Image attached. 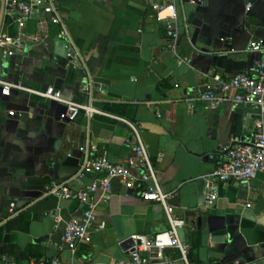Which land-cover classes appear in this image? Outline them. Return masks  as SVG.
<instances>
[{"label": "crops", "instance_id": "obj_1", "mask_svg": "<svg viewBox=\"0 0 264 264\" xmlns=\"http://www.w3.org/2000/svg\"><path fill=\"white\" fill-rule=\"evenodd\" d=\"M154 4L176 7L175 50ZM57 9L60 24L37 14L18 54L4 67L0 55V81L40 92L53 87L64 100L91 104L101 114H81L70 124L64 104L20 90L5 97L0 85V263L110 264L127 257L122 244L130 237L168 228L162 207L116 180L113 198L97 211L91 244L73 255L62 241L67 223L82 212L76 194L101 175L71 179L87 155L116 164L132 156L127 123L140 131L162 191L175 194L170 203L187 221L179 236L192 260L264 262V173L247 184L214 183L216 200L206 202L207 178L225 163L228 148L253 141L258 110L231 103L211 110L188 101L213 86L214 77L251 74L264 60V51L250 52L254 41L264 49V0H58ZM0 34L19 36L7 13ZM85 83L90 91L82 98ZM68 181L71 200L48 194Z\"/></svg>", "mask_w": 264, "mask_h": 264}, {"label": "built area", "instance_id": "obj_2", "mask_svg": "<svg viewBox=\"0 0 264 264\" xmlns=\"http://www.w3.org/2000/svg\"><path fill=\"white\" fill-rule=\"evenodd\" d=\"M58 0H6V13L17 26L19 36L17 38L0 34V55L3 58L2 66L7 59L15 57L22 47V37L27 23L38 16L45 14L51 16L50 22L58 25L61 18L57 9ZM1 7V0H0ZM158 22L163 23L166 38L170 41L171 49H176L178 28L177 10L174 4H154L152 6ZM250 7H248V10ZM39 27L45 28L47 23L39 15ZM264 51L260 42L251 43L250 52L262 53ZM2 94L9 97L12 90H20L32 93L38 97L46 98L65 105L67 112L65 118L70 124L84 114L89 119L101 114L91 104H78L63 99L62 94L49 87L45 92L25 89L21 84H13L0 81ZM84 91L88 94L90 85ZM191 106L197 101L206 103L211 110H217L223 104L231 103L234 106L245 105L258 110L259 118L254 125V139L250 144L234 145L227 150L226 161L223 165L207 178V204H213L216 194L212 192L214 183L247 184L252 178L264 173V60L255 62L251 74H237L229 80L214 77V85L208 86L205 92H200L189 100ZM116 119V118H115ZM118 120L123 121L118 118ZM125 122V121H124ZM134 132L135 152L122 163H112L107 156L87 155L79 171L73 176L72 181L83 180L87 175H101L93 182L80 190L76 198L82 206L80 217L70 220L62 235L63 243L74 255L82 245L92 242V233L97 223V211L102 205L108 204L114 196L113 183L121 181L127 189L139 190L142 200L159 205L163 208L168 228L153 236L134 235L123 242L127 257L110 264H196L191 258L190 246L184 243L179 236V231L187 226V221L180 217L170 201L174 193H164L159 186L157 171L154 167L141 133L133 125L127 123ZM92 152H97L95 146ZM69 181L53 185L48 194L60 200H71L73 194L68 187ZM99 194V197H94ZM18 200L12 201L10 212L17 215ZM105 224L98 226L97 230H103ZM168 250H176L179 253L177 259H169L166 256ZM0 264H17L13 258H2ZM32 264H44L32 262ZM50 264H63L59 258H54Z\"/></svg>", "mask_w": 264, "mask_h": 264}, {"label": "water", "instance_id": "obj_3", "mask_svg": "<svg viewBox=\"0 0 264 264\" xmlns=\"http://www.w3.org/2000/svg\"><path fill=\"white\" fill-rule=\"evenodd\" d=\"M5 13H6V0H1V7H0V33H1V30H2L3 23H4ZM87 85H88V83H85L84 88ZM86 96H87V93L83 89L82 98H86ZM263 198H264V195H263ZM260 224L262 226H264V218H262L260 220ZM259 264H264V262H260Z\"/></svg>", "mask_w": 264, "mask_h": 264}]
</instances>
